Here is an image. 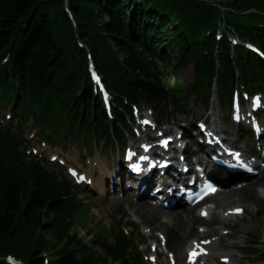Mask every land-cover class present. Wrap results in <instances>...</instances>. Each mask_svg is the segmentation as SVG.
<instances>
[{
	"label": "trees",
	"instance_id": "16d2710c",
	"mask_svg": "<svg viewBox=\"0 0 264 264\" xmlns=\"http://www.w3.org/2000/svg\"><path fill=\"white\" fill-rule=\"evenodd\" d=\"M214 1L69 0L77 24L73 28L64 0H0V54L11 47L12 55L11 67L0 72V90L18 91L25 109L45 113L53 125L95 134L118 126L106 122L91 96L85 49L77 37L91 50L118 108H123L122 96L132 100L139 93L162 91L133 42L146 50L160 44L166 57L175 55L178 68L192 63L199 83L203 75L229 84L236 70L253 78L255 69L264 73V63L252 53L241 47L232 51L225 37L215 41L221 11ZM221 1L233 9V29L253 30L264 49V27L256 26L264 0ZM117 122L124 126L120 117ZM88 212V204L72 195L67 181L59 182L38 160L26 158L6 130L0 133V254L44 264L41 251L52 249L54 257L47 264H128L124 254L131 242L115 227L100 228L92 246H83L82 260L68 251L76 241L71 229Z\"/></svg>",
	"mask_w": 264,
	"mask_h": 264
},
{
	"label": "rangeland",
	"instance_id": "374dc122",
	"mask_svg": "<svg viewBox=\"0 0 264 264\" xmlns=\"http://www.w3.org/2000/svg\"><path fill=\"white\" fill-rule=\"evenodd\" d=\"M164 36L168 38L169 33H164ZM175 62L176 60L174 56L169 55V59L167 60L166 65L168 66L169 73H173L172 68L175 65ZM191 75L192 65L177 72L178 80L183 81L185 85L190 82ZM68 148L69 151L66 153V155L71 159L77 157V154L79 153V146L76 147L75 145H70ZM42 151L44 152L45 150L43 149ZM54 151L58 152L59 150L55 149ZM94 152L95 154L100 155L102 158H104L105 156L107 160H110L108 148H106L105 145H103L102 143L98 145V148H96ZM260 183L264 185V177ZM79 197H84L86 201H89V203H91L90 212L87 214V217L85 219L88 226H94L96 222H100L104 226H109L113 223V220H116L114 218L117 216L114 215L113 211L117 210L118 207L124 210L125 213H128V211L130 212L131 209L137 210L142 217L141 223H149L153 227L160 228H162V219L164 218V214H173V212L168 213L164 212L161 209L149 206L144 201L134 202L128 194L125 195L123 198H120L117 193L112 195L110 192L102 193L99 191H82L81 193H79ZM211 200L218 204V209L220 210H224L225 208L235 205H254L258 211L256 212L255 210H253V213L249 214V212L251 211L248 212L246 210L245 215L247 216L237 223V231L242 233L246 232L250 236H259L260 233L264 231V203L260 201V199L255 193V190L252 187L241 191H228L227 189H223ZM180 218H182V216L178 217L179 223H181V221L179 220ZM74 229L79 232L83 237H85L84 240L87 244H91V236L85 233V229L82 227L81 222H78L75 225ZM180 229L181 228L176 221L174 230L170 232V234L175 235V237L180 236V242H172L171 245L177 255L182 250V244L192 236L191 234L190 236L184 238L185 232ZM50 251L52 250H48V255L50 256V258H52L53 254L50 253ZM250 257L251 256H248L247 258L249 259ZM110 264L116 263L110 262ZM240 264H247V260L240 261Z\"/></svg>",
	"mask_w": 264,
	"mask_h": 264
},
{
	"label": "bare ground",
	"instance_id": "6f19581e",
	"mask_svg": "<svg viewBox=\"0 0 264 264\" xmlns=\"http://www.w3.org/2000/svg\"><path fill=\"white\" fill-rule=\"evenodd\" d=\"M102 168H105V167H102ZM101 168V169H102ZM99 184H98V186L96 187V189H98L100 192H103L104 190H103V188H104V183H103V181H99L98 182ZM242 208H244L245 210H247L248 212L249 211H251V212H249V214L250 213H253L252 211L253 210H255L256 212L258 211L257 210V208H255V206L254 205H252V204H245V205H242ZM192 221V220H191ZM179 225L180 226H182L184 229H186L188 226H192V224H181V223H179ZM189 233H193V229L191 230V231H189ZM188 233V234H189Z\"/></svg>",
	"mask_w": 264,
	"mask_h": 264
},
{
	"label": "snow or ice",
	"instance_id": "6c2138e0",
	"mask_svg": "<svg viewBox=\"0 0 264 264\" xmlns=\"http://www.w3.org/2000/svg\"><path fill=\"white\" fill-rule=\"evenodd\" d=\"M236 211H241L240 209H237ZM193 255H195V253H193ZM225 259H227L226 257H225Z\"/></svg>",
	"mask_w": 264,
	"mask_h": 264
}]
</instances>
